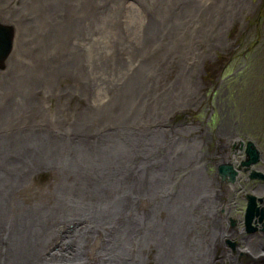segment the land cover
Segmentation results:
<instances>
[{"label": "rangeland", "instance_id": "rangeland-1", "mask_svg": "<svg viewBox=\"0 0 264 264\" xmlns=\"http://www.w3.org/2000/svg\"><path fill=\"white\" fill-rule=\"evenodd\" d=\"M142 3L128 1L123 17L90 18L87 27L95 32L92 37L99 45L82 40L80 28L72 31L71 18L62 20L44 13L38 0L18 13L13 22L20 23L19 44L9 68L0 72L1 138L11 130L32 133L34 139L43 134L50 142L65 143L73 154V146L84 143L79 139L99 140L101 135L116 131L117 140H125L129 132L145 136L162 121V114L170 115L188 100L187 95L197 94L203 63L216 77L225 78L228 87L232 79L234 83L241 81V87L264 106V0H158L152 15L144 10L146 0ZM92 5L82 11L78 2L74 15L88 17L94 12L89 10ZM101 28L103 33L98 34ZM72 35L77 37L68 44ZM85 43L87 53L81 48ZM98 46L103 49L100 54ZM72 51L78 54L77 62L66 68L59 59L64 60ZM58 69L65 71L59 79ZM173 82L176 87L172 90ZM39 88L45 92H38ZM175 93L178 96L174 97ZM22 137L24 143L34 144L27 135ZM130 149L126 147L123 154L128 155ZM55 168L58 176L54 180L64 179L63 168ZM44 183L39 185L44 188ZM97 191L87 193L86 206L95 194H106L99 188ZM81 194L74 193L80 201L73 198L77 204L73 207L82 203ZM5 223L0 221V236L7 228L1 227ZM91 231L86 236L89 239ZM7 240L3 234L2 250L7 248Z\"/></svg>", "mask_w": 264, "mask_h": 264}, {"label": "flooded vegetation", "instance_id": "flooded-vegetation-1", "mask_svg": "<svg viewBox=\"0 0 264 264\" xmlns=\"http://www.w3.org/2000/svg\"><path fill=\"white\" fill-rule=\"evenodd\" d=\"M211 70L202 64L197 94L187 95V103L167 115L158 129L162 140L150 144L145 133V142L137 148L133 144L127 159L111 169L112 176H93L96 183H111L103 192L107 194L92 197L83 210L77 206L97 222L92 225L97 233L87 246L65 245L67 258L79 256L74 264H264V106L241 87V81L232 79L228 87L226 79ZM4 139L8 147L19 150L15 169L37 170L32 179L39 189V183L54 184L52 169L39 170L34 159L29 162L32 167L19 163L27 152L21 149L27 144L21 132H5ZM65 150L62 176L66 170L69 187L83 171L75 159L78 152L75 157ZM8 191L31 199L20 195V186ZM46 194L44 202L51 201L52 189ZM6 198V203L13 201ZM88 231L85 228V234ZM5 233L4 229L0 240ZM10 257L11 249L3 251L0 244V264H9Z\"/></svg>", "mask_w": 264, "mask_h": 264}, {"label": "bare ground", "instance_id": "bare-ground-1", "mask_svg": "<svg viewBox=\"0 0 264 264\" xmlns=\"http://www.w3.org/2000/svg\"><path fill=\"white\" fill-rule=\"evenodd\" d=\"M138 76L139 75H136V76H134V78H136ZM140 78H142V76ZM144 79H145V77H143V80ZM139 82H140V79H139ZM162 122L163 121L157 122L156 124H154V127L155 128H160ZM124 125H126V124H124ZM187 128H189V127H187ZM171 129H173V128H171ZM98 132H100V131H98ZM117 133L118 132L116 131L114 133H109V134L101 135L99 137L100 138L99 140H94V141H88L86 139H84V141H83V140H80L79 139V141L84 142V143L83 144H80V145H77L79 148L77 146H73L74 147L73 148V155L76 157V155L74 154V152H78L77 159L78 158H81V160H77V161H79V163L82 166L83 176H81L80 179L77 180L78 182L77 181H74V183L71 184L69 187H67V184H69L70 182L68 181V179L66 178V175H65L64 176L65 177L64 179L57 178V179L54 180V184L53 183H51V185L47 184L44 188L42 187L40 189L36 186L37 185L36 182L32 179V176L35 173H37V172H35L37 170H33L32 169V170H27V172H26L24 170L15 169L14 166H12V164L18 162V161H16L15 154H18L19 153V150L15 151V147L14 146L12 148L8 147L4 143L5 142L4 138H1V141H0V221H2V222L3 221H6V223L4 224L5 226H2L1 225V227L2 228L3 227H7V228H5L6 233L4 235H6L7 236V239L9 238V240H7L8 245H6L7 248H5V249H11V257H10L11 264H41L40 262H43V264H74L76 262V260L79 258V256H76V257H70V256H68L70 258H67V254H64L62 252V251H66L65 250V245H68L69 246V244H72V245L75 244L77 246H83L85 244L87 246V244L92 239V236L94 237V234H96L97 231L96 232L91 231L90 232V235H89V237L91 236V238L89 239L88 237H86L87 234H88V232H86V234L84 232L85 231V228L86 229H88V228L90 229L91 228L92 230H94L95 229L94 226H91V225H96L97 222L94 220V222L92 224L91 221L93 220V218L86 217L85 215H82V213L78 210V208L73 207V204L77 205L75 203V201L73 202V198L79 199V197H75L74 193H76V194L83 193V194H81L82 195L81 197H82L83 201H82V203L80 205H83L84 204L83 205L84 207L81 206V208L84 209L86 207V203H87L85 201V197L88 196L87 193H94L93 191H95V193H97L98 192L97 191L98 188H99L100 191L106 192L107 185H110L111 182L109 184H107V185H106V183H102V182L96 183L93 176H104V177H105V175L112 176L113 175V172H112L111 169L116 164L120 163L122 160L127 159V157H128V155H126V154L124 155L123 154V152L126 151V147L129 148V147H132L133 144L135 145V141H136L137 138L135 137L134 134H137V135H139L141 137L144 136L142 133H133L132 134V132H129V134H128L129 137L127 136L125 138V140H117ZM174 134H176V133H174ZM42 135L41 134L37 135V137H39L40 139L42 138L38 142V143H41V144H42L43 139L45 138ZM46 138H48V137L46 136ZM191 139H192V137H191ZM2 140H4V141L2 142ZM36 140L37 139H35V141ZM70 140H74L75 141V139H70ZM193 141H194V139H193ZM89 142H93V143H95V145H90ZM199 142H197V143H199ZM49 143H50V141H49ZM46 145H48V144H46ZM56 145L51 146V144H50L49 148L48 149H45V150H49L48 151V157H47V159L45 157L44 160H43V163L46 164V167L47 168H50V169L52 168V171H55L54 169H56L55 168L56 166H57V168L58 167H61L58 164V162H57V160H59V156L55 153V150H54V147ZM175 146H177V145H175ZM21 149H23V150H25L27 152H26V155H23V157H22V155L20 156L19 163L23 164L24 167H25V165L26 166H31V164L29 162L32 161L33 159H35V157L37 155V149H38L37 145L36 144H25V145H23L21 147ZM10 150H11V152H14L15 154L14 153L13 154L8 153ZM149 150H150V148H149ZM52 151H54V154H53L54 156H51V152ZM20 152H21V150H20ZM177 153H179V152H177ZM192 155L194 156V154H192ZM62 156L65 157L66 155L64 156V153H63ZM83 159H87V161H83ZM172 159L174 160L173 157H172ZM40 163L41 162L36 163V164L42 169V166H41ZM182 163H183V161H182ZM86 165L88 167H90L89 170L86 168ZM193 165H195V164H193ZM64 171H65V173L67 172L66 170H64ZM21 176H23V180H21L19 178ZM55 176L57 177L58 174L55 175ZM85 176H89L90 178L84 179ZM110 176H108V177H110ZM196 181H197V179H196ZM199 182H200V180H199ZM189 184H187V185H189ZM15 186H20L21 187V193H20L21 196H27V197H29L31 199L24 198V197L21 198L16 193L8 191V188H13ZM207 187H208V185H207ZM50 188L52 189V195H50L52 199L50 198L51 201L44 202V201H46V196H47L46 192ZM197 188L199 189V187H197ZM126 189H128V188H126ZM192 189L193 188H191L190 190H192ZM81 190H83L84 192H81ZM161 194H162V192H161ZM97 195L98 194H95L94 197H96ZM6 196H9L10 198H12L13 201L6 203L7 202ZM186 197H188V196L186 195ZM166 198H168V197H166ZM131 199H129V200H131ZM79 201H80V199H79ZM34 211H35V213H34ZM218 218H220V217H218ZM7 222L10 225L6 226L7 225ZM201 224H200V226H201ZM61 227L62 228H65L66 230L61 231L62 230ZM209 227H210V225H209ZM212 227H214V226H212ZM83 228H84V231H83ZM142 229H143V227H142ZM210 229H211V227H210ZM73 231H74V233H73ZM240 234H241V232H240ZM28 239L33 240V242L32 243L27 242ZM59 240H60V243H58ZM107 241H109V240H107ZM97 242H98V240H97ZM4 243H6V242H4ZM93 243H94V241H93ZM98 243L100 244V240H99ZM98 243H97V245H99ZM196 245H198V243ZM33 247L35 248L34 251H33ZM48 248H50V249L52 248L51 249L52 252H50L48 255L44 256L45 253L47 252V249ZM80 249H81V247H80ZM80 254L82 255V252H80ZM91 255L92 254H90V256ZM109 256H110V254H109ZM140 257H142V256H140ZM136 258H137V256H136Z\"/></svg>", "mask_w": 264, "mask_h": 264}, {"label": "water", "instance_id": "water-1", "mask_svg": "<svg viewBox=\"0 0 264 264\" xmlns=\"http://www.w3.org/2000/svg\"><path fill=\"white\" fill-rule=\"evenodd\" d=\"M130 0H38L40 4L41 10H43L44 13L50 15L54 18V16L61 17L62 20L64 19H69L71 18V30H76L80 28L82 30L80 32L81 39L85 40V38L88 40V42L91 43H97L98 45L100 44L99 40L93 39L92 35L95 34V32H90L88 29V21L89 19H99V17H102L103 19H110L111 14L117 15L118 17L122 15L124 16V10L126 8V3ZM141 5H143L142 0H136ZM13 2H16L18 5L13 6ZM35 2V0H0V72L5 71L9 68V60L12 58L14 51L16 50L17 44H19V39H20V23H16L13 21V18H16L18 16V13H20L23 9L26 8V6L30 5L31 3ZM81 2V8L82 11H85L88 9L90 5H92V9L94 12L91 13L88 17L85 16L84 14L81 17H76L74 15V12H76L77 8V3ZM158 0H146L144 7V10L147 12L151 11L155 13V6L157 4ZM178 7H182V4L179 5ZM72 16L74 18H72ZM86 17V18H85ZM159 17V16H158ZM20 18V17H19ZM160 18V17H159ZM114 19V18H113ZM26 19L22 20L24 22ZM60 20V21H62ZM122 20V19H121ZM25 23V22H24ZM103 33V28H101L98 31V34ZM74 37H77L76 35L70 36V39L68 41V44L72 43V39ZM57 40H61V37H57ZM49 45V44H48ZM81 48L85 51V53L88 52V46L87 43L84 45H81ZM74 50V49H73ZM103 49H100L98 46L96 49V52L99 54L101 53ZM77 57L78 54L73 55V51L70 53L69 56H67L64 60L59 59L60 63L65 64L66 68H72L73 65L76 64L77 62ZM87 57V56H86ZM59 63V64H60ZM120 70V69H119ZM119 72V71H118ZM57 77L58 79L65 75V71L63 69H58L57 70ZM44 79V78H43ZM171 88L172 90L176 87L174 85V82L172 84ZM159 85H157L158 87ZM54 88L51 89L53 91ZM39 91L45 92L43 88H39ZM157 96H160V93H157ZM178 96V94H174V97ZM27 98V96H26ZM187 102H181L179 107H183ZM168 118L167 114H162L161 120L164 121ZM159 128H155L154 126L151 127L150 132L148 135V140L147 142L150 144L156 143L157 141L162 140L160 136V133L158 132ZM159 133V134H158ZM3 134V133H2ZM17 134V132H15ZM4 135V134H3ZM23 136L27 135L29 140L36 144L38 149H37V155L35 157V162H41V166H46L45 163H43L44 158L48 157V151L45 150L48 149L51 142L49 143L50 137L49 138H44L41 143H38L41 139L37 137V140L35 141L34 136L32 133H23ZM135 137L137 138L135 141V147L137 148L138 146H141L142 142H145V140L141 138V136L134 134ZM49 143V144H48ZM48 144V145H46ZM56 143L52 142L51 145H55ZM65 144V143H64ZM63 143L62 144H57L55 146V153L59 156V160H57L58 164L63 167L62 161H63ZM46 145V146H45ZM65 148L68 147L67 145H64ZM248 153L253 155L252 151H248ZM249 164V161H248ZM39 167V166H38ZM62 171V170H61Z\"/></svg>", "mask_w": 264, "mask_h": 264}]
</instances>
